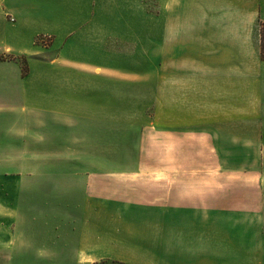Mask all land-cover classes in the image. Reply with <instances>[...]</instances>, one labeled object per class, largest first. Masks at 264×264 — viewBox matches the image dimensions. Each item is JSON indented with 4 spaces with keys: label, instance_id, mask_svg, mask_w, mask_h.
Here are the masks:
<instances>
[{
    "label": "crops",
    "instance_id": "0c3cea01",
    "mask_svg": "<svg viewBox=\"0 0 264 264\" xmlns=\"http://www.w3.org/2000/svg\"><path fill=\"white\" fill-rule=\"evenodd\" d=\"M199 4L208 36L182 44L173 6L153 46L122 20L0 0V264H264V12ZM148 74L170 112L110 146L117 75Z\"/></svg>",
    "mask_w": 264,
    "mask_h": 264
},
{
    "label": "rangeland",
    "instance_id": "374dc122",
    "mask_svg": "<svg viewBox=\"0 0 264 264\" xmlns=\"http://www.w3.org/2000/svg\"><path fill=\"white\" fill-rule=\"evenodd\" d=\"M203 1L211 0H30L32 4L36 6L43 4L45 7V13H47L49 20H58L59 23L62 20H78L92 16L94 18H106L112 20V23L122 20L121 26L124 34H130L132 36H140L142 40L146 39L148 45H155L157 39L160 36L171 33V30H166V16L164 12L169 13V7L179 8L177 13H180L179 20L175 24L180 31H174L175 34L179 33L181 43L188 45L191 37L204 38L208 36L209 32L202 30V25H199L198 20H202L203 11L192 10L189 6L200 5ZM259 2L260 10L264 12V0H244L245 3ZM87 6L90 8L87 9ZM167 7V9H166ZM162 17L164 19H162ZM174 17V16H171ZM174 19H177L174 17ZM13 22V20L11 19ZM259 33L261 36V56L262 49L264 47V21L259 20ZM175 27V28H177ZM173 34V33H172ZM206 35V36H205ZM126 44V43H125ZM130 45V44H127ZM153 46L150 47L152 50ZM156 47V46H155ZM22 67L25 66V60L17 58ZM121 82H131V87H123ZM117 89L112 91L116 104V116L117 122L115 123L114 131L110 128L109 131L115 133V138H109V145L115 147H123L127 144L128 147L134 148L137 146L138 130L143 129L149 131L155 128L157 122V113H160V119L163 114L167 112L166 106L161 107L156 104V87H155V75H133L130 79L118 77L117 75ZM122 87V88H118ZM112 94V93H111ZM166 97V91L164 94ZM131 117V122L119 121V118ZM161 122V121H159ZM96 128V127H95ZM85 127V131H86ZM93 130V129H92ZM98 130L100 131L99 146L102 148H108V138H104L102 133H107V126H103L100 123ZM153 131V130H151ZM149 131L148 133H150ZM131 134V137L128 135ZM154 134V131H153ZM141 144V143H140ZM147 147H154V135L153 138L147 143L144 139V145ZM143 145V144H142ZM150 153L147 154L148 160L155 159V150L150 149ZM108 155H110L108 157ZM87 155H84V159ZM102 160L107 161L108 158H116L117 160L123 159L122 153L117 154H100ZM78 225V224H77ZM67 231H71L74 225L67 224ZM108 264V263H103Z\"/></svg>",
    "mask_w": 264,
    "mask_h": 264
},
{
    "label": "trees",
    "instance_id": "16d2710c",
    "mask_svg": "<svg viewBox=\"0 0 264 264\" xmlns=\"http://www.w3.org/2000/svg\"><path fill=\"white\" fill-rule=\"evenodd\" d=\"M262 58H264V47L262 49ZM111 264H118V263H111Z\"/></svg>",
    "mask_w": 264,
    "mask_h": 264
}]
</instances>
